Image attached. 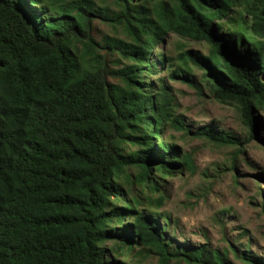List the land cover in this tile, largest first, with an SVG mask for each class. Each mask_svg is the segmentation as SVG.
<instances>
[{"label": "trees", "instance_id": "1", "mask_svg": "<svg viewBox=\"0 0 264 264\" xmlns=\"http://www.w3.org/2000/svg\"><path fill=\"white\" fill-rule=\"evenodd\" d=\"M113 3L0 0V264H125L119 257L136 249L159 264H231L206 245H173L152 209L164 202L153 197L157 176L194 170L192 156L162 138L189 129L164 79L158 89L152 79L201 71L252 143L264 111V0ZM97 20L122 36L97 38ZM170 34L207 54L178 42V55L166 56ZM196 136L240 144L212 126Z\"/></svg>", "mask_w": 264, "mask_h": 264}, {"label": "rangeland", "instance_id": "2", "mask_svg": "<svg viewBox=\"0 0 264 264\" xmlns=\"http://www.w3.org/2000/svg\"><path fill=\"white\" fill-rule=\"evenodd\" d=\"M92 1L98 8L115 9L113 0ZM111 25L97 20L95 36L107 40L120 38L122 32ZM178 42L195 52H208L206 44L172 34L160 51L176 57ZM166 75L162 72L153 77L154 88L158 89V80L163 78L189 133L168 128L162 138L190 154L194 170L156 177L160 192L153 197H164L163 205L155 203L152 207L162 215L159 224L167 223L166 233L173 245L187 248L206 245L210 251L226 252L231 264H245L236 257L242 253L255 255L264 262V111L258 113L260 126L256 139L248 143L249 131L237 108L213 99L202 82L201 71L193 69L192 74L180 75L176 80ZM208 126L229 134L240 144H218L196 136L197 131ZM133 190L140 195L138 187ZM138 251L119 259L125 264L160 263L157 255L146 251L138 255Z\"/></svg>", "mask_w": 264, "mask_h": 264}]
</instances>
